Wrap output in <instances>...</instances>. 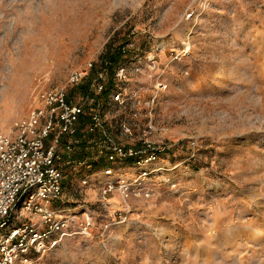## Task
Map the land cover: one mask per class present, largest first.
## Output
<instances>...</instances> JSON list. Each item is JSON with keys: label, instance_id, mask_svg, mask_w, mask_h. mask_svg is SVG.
Returning a JSON list of instances; mask_svg holds the SVG:
<instances>
[{"label": "rangeland", "instance_id": "rangeland-1", "mask_svg": "<svg viewBox=\"0 0 264 264\" xmlns=\"http://www.w3.org/2000/svg\"><path fill=\"white\" fill-rule=\"evenodd\" d=\"M110 38L123 97H155L158 170L122 169L127 204L66 177L78 227L33 264H264V0H0V132Z\"/></svg>", "mask_w": 264, "mask_h": 264}, {"label": "built area", "instance_id": "built-area-1", "mask_svg": "<svg viewBox=\"0 0 264 264\" xmlns=\"http://www.w3.org/2000/svg\"><path fill=\"white\" fill-rule=\"evenodd\" d=\"M96 67L89 61L71 71L64 85L40 89L30 109L0 132V264H33L54 236L78 227L79 213L62 204L66 177L84 172L79 179L88 186L91 175L102 174L94 181L101 187L100 203L108 205L112 194L126 203L136 186L124 167L133 166L138 176L158 170L146 171L161 151L147 137L159 129L155 97L129 102L120 86L125 64L111 72ZM113 106L118 114L110 120ZM81 218L90 234L89 212Z\"/></svg>", "mask_w": 264, "mask_h": 264}, {"label": "trees", "instance_id": "trees-1", "mask_svg": "<svg viewBox=\"0 0 264 264\" xmlns=\"http://www.w3.org/2000/svg\"><path fill=\"white\" fill-rule=\"evenodd\" d=\"M114 38H110L105 43V48L103 52L99 55L100 62L97 63L99 69L107 67L111 72L113 68L121 63L123 57V44H116ZM94 68L93 71H96L97 68ZM110 85L114 83L113 75L110 76L109 80ZM108 91H106L107 93Z\"/></svg>", "mask_w": 264, "mask_h": 264}]
</instances>
